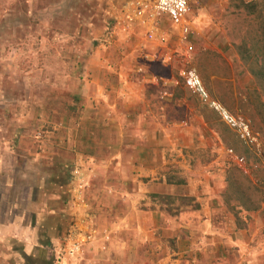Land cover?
Here are the masks:
<instances>
[{
	"label": "crops",
	"instance_id": "1",
	"mask_svg": "<svg viewBox=\"0 0 264 264\" xmlns=\"http://www.w3.org/2000/svg\"><path fill=\"white\" fill-rule=\"evenodd\" d=\"M160 26L171 40L176 38L170 21L163 19ZM133 37L144 72L120 70L117 82L107 88L110 76L94 66L82 92L86 104L80 122L69 121L63 134L40 129L32 141L23 117L19 123L0 121V264H53L60 257L68 220L67 175L77 157L91 167L98 192L92 197L119 232L111 236L101 264H144L148 257L159 260L153 264H264V201L256 212L244 208L243 217L241 212L233 216L223 190L205 185L210 172L198 173L190 165L195 158L191 145L228 146V132L245 141L195 93L197 102L187 90L174 93L169 85L171 97L161 99L152 77L174 76L154 73L152 65H182L183 53L177 51L168 65L142 61L136 46L142 30ZM155 49L146 43L145 50ZM219 54L213 62L230 66L232 59ZM229 75H215L227 88L225 98L209 93L236 115L228 102L237 96Z\"/></svg>",
	"mask_w": 264,
	"mask_h": 264
},
{
	"label": "rangeland",
	"instance_id": "2",
	"mask_svg": "<svg viewBox=\"0 0 264 264\" xmlns=\"http://www.w3.org/2000/svg\"><path fill=\"white\" fill-rule=\"evenodd\" d=\"M124 1L0 0V121L6 118L19 123L23 117L29 123L27 128L31 131V140L34 132L40 129L55 128L57 131L54 132L64 133L69 121L74 124L80 122L86 104L82 92L86 80L94 72V66L102 68L110 76L106 80L107 88L117 82L120 70L133 75V69L141 63L133 50L135 38L111 34L112 17L117 6ZM237 4L238 0H196L190 4L187 17L198 29L197 32L194 30L192 36L194 53L190 55V63L199 71L207 90L224 98L227 88L215 75L225 77L230 74L233 78L231 85L238 97L232 96L233 100L228 102L237 109L236 115L249 121L259 146L245 144L235 134L228 132V146L215 143L207 147L191 145L188 149L190 151L195 147V158L190 162L192 168L198 173L210 172L205 185H215L223 190V200L233 211L230 210L231 215L241 212L240 217H243L242 211L245 209L242 203L249 205L247 197L253 201L252 206L258 205L256 209L246 210L248 212L259 210L264 201V119L253 104L257 94L254 89L259 90L260 85L237 49L242 42L251 40L258 22L254 15L247 14ZM221 52L232 59L230 66L213 62L214 55ZM121 58L126 60L121 63ZM181 63L183 66L178 64L168 69L154 64L152 69L161 75L171 72L178 80L174 93L187 90L197 102L198 99L180 74L185 69V64ZM3 105L7 106V111L3 110ZM5 113L7 116H4ZM214 156L218 157L214 158L215 161ZM235 156L245 159L251 174L242 173L244 177L238 173L234 168L237 167ZM73 163L74 159L70 167ZM87 169L89 185L85 197L90 210L95 213L96 235L82 245L81 253L68 256L62 247L65 244L64 233L60 257H55L53 264H63L64 258L67 264H74L76 260L81 264H101L111 236L119 233L110 227L111 216L106 215L104 210L99 211L97 206L100 205L92 197L98 194L94 190L97 184L91 167ZM229 178L235 183L231 187ZM183 204H190L192 210H196L195 214L203 216L191 201ZM173 207L170 208L171 212ZM260 214V218H264V212ZM91 253L96 257L89 258ZM156 260L155 257H148L143 263L153 264L159 261Z\"/></svg>",
	"mask_w": 264,
	"mask_h": 264
},
{
	"label": "built area",
	"instance_id": "3",
	"mask_svg": "<svg viewBox=\"0 0 264 264\" xmlns=\"http://www.w3.org/2000/svg\"><path fill=\"white\" fill-rule=\"evenodd\" d=\"M196 0H125L117 6L112 17V35H124L127 39L133 37L138 30H142V36L136 44L140 51V59L146 62L168 65L175 59L177 51L183 53L182 62L185 64L182 74L186 86L195 93L199 100L215 110L229 126L233 127L246 144L259 146L257 137L251 130L249 121L239 115H233L216 100L204 86L198 70L190 63V55L193 52L192 34L193 28L188 22L187 15L190 4ZM167 19L174 27L175 39L161 28L160 22ZM156 45L155 50L147 51L146 43ZM172 42L174 45L172 46ZM135 72L143 73V66L137 64ZM160 87V98L166 100L171 97L172 86L178 80L165 79L163 77H152ZM231 152V150H229ZM238 169L246 175L251 174L243 157H234ZM87 165L81 158H76L66 182L68 194V226L65 232V244L63 251L68 256H76L81 253V247L95 237V213L90 210L85 197L86 188L89 185V173ZM107 237V236H106Z\"/></svg>",
	"mask_w": 264,
	"mask_h": 264
},
{
	"label": "trees",
	"instance_id": "4",
	"mask_svg": "<svg viewBox=\"0 0 264 264\" xmlns=\"http://www.w3.org/2000/svg\"><path fill=\"white\" fill-rule=\"evenodd\" d=\"M236 6L242 8L247 14L254 15L258 22V27L255 29L251 40L249 42H242L237 46V49L241 59L248 65L249 71L256 78L258 85H260L259 90L254 89L255 92L257 91V94L255 95L253 104L255 109L263 115L264 119V93H262L264 90V0H253L249 2L238 0ZM234 168L240 175L244 176L238 167ZM228 183L230 187L235 184L230 178ZM246 202H248L247 204L249 205H245L246 203L243 202L242 206L247 210L256 209L258 207L256 204H254V206L251 205L253 201L249 197L246 198Z\"/></svg>",
	"mask_w": 264,
	"mask_h": 264
}]
</instances>
